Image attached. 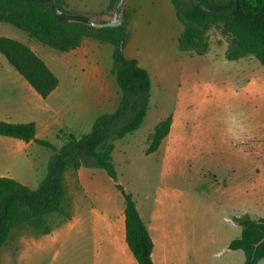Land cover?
<instances>
[{"label":"rangeland","instance_id":"374dc122","mask_svg":"<svg viewBox=\"0 0 264 264\" xmlns=\"http://www.w3.org/2000/svg\"><path fill=\"white\" fill-rule=\"evenodd\" d=\"M60 1L65 10L83 15V12H100L108 1L110 4V0ZM126 3L136 10L131 30L135 33L127 54L149 72L151 87L141 126L113 142L117 182L134 202L150 205L156 198L163 199L167 243L174 249L172 264H242L243 252L228 249L229 242L240 236V227L233 219L241 216L264 219V188H256L259 183L264 185V173L260 169L256 173L246 172L247 165L258 158L245 155L242 149H232L231 146H240L233 133L251 130L257 134L264 126L249 127L242 121L235 126L230 124V82L238 85L244 73L264 71V68L253 57L226 60L227 43L219 31L209 33L210 48L205 54L196 56L180 51L176 36L183 27L171 0H127ZM114 6L108 8L110 18ZM126 31L130 35L129 27ZM0 36L32 46L50 64L62 85L69 84L71 77L67 70L71 66L65 53L41 44L7 23H0ZM105 47L106 61L111 66L112 46L105 44ZM6 68L13 70L0 53V71ZM185 112L192 115L191 121H185ZM169 115L172 125L165 142L169 155L163 167L165 145L146 155L145 139ZM196 115L199 121H207L203 136L200 133L197 139L190 124H194ZM185 130L190 141L186 148L178 149ZM22 171L19 156L9 157L0 145V177L19 179ZM17 256L11 264H35L20 262ZM258 264H264V259Z\"/></svg>","mask_w":264,"mask_h":264},{"label":"crops","instance_id":"0c3cea01","mask_svg":"<svg viewBox=\"0 0 264 264\" xmlns=\"http://www.w3.org/2000/svg\"><path fill=\"white\" fill-rule=\"evenodd\" d=\"M126 2L127 0L123 10L131 15L126 26L131 33L128 34L123 55L128 59H135L127 54V49L135 33L131 30L136 10L127 6ZM108 5L109 1L97 13H83L96 22L108 21L111 19ZM70 13L78 14L74 10ZM180 33L176 36V41ZM30 48L34 49L32 46ZM106 51L105 43L84 38L78 48L62 52L66 54L67 63L71 66L67 70L71 80L68 85L63 86L56 76L58 86L45 99L13 67V70L6 68L0 71V121L32 122L36 127V138L49 141L57 148L64 143V140L58 138L60 132L77 138L87 134L98 116L115 112L121 101L122 94L112 73L113 64L109 66L106 61ZM37 56L41 58L38 54ZM43 61L53 72L50 64ZM137 62L139 64L138 60ZM180 109L185 111L182 107ZM198 117L196 115L193 119L194 124L190 123L194 126L196 139L200 133L203 136L207 123L199 121ZM184 118L186 122L191 121L192 115L185 112ZM241 121L249 127L264 126V71L244 73L238 85L230 82V124L235 126ZM263 131L264 129L257 134H252L251 130L243 134L236 131L233 133L240 146L234 145L231 148L238 151L242 149L245 155L258 158L256 162L251 161L247 165V173H256L259 169L261 174L264 173ZM148 135L145 139L147 147ZM167 138L168 136L161 144L165 145ZM188 141L190 137L185 130L179 138L178 149L186 148ZM0 145L8 151L9 157L19 156L22 162L23 174L15 180L30 189L37 188L45 176L53 151L33 141L24 142L5 136H0ZM165 151L163 167L167 154L169 155L168 147ZM104 173L84 167L65 170L63 178L66 198L63 209L69 214V218L59 213L46 216L45 221L50 227L48 233H41L28 225L13 227L6 243L0 248V264H11L15 255H18L20 262L35 264H138L126 242L124 200L116 188L117 184H121ZM256 188L261 190L264 185L259 183ZM135 204L153 242V263L172 264L174 249L171 248L172 254L167 243V218L163 199L156 198L150 205H144L141 201H136Z\"/></svg>","mask_w":264,"mask_h":264},{"label":"trees","instance_id":"16d2710c","mask_svg":"<svg viewBox=\"0 0 264 264\" xmlns=\"http://www.w3.org/2000/svg\"><path fill=\"white\" fill-rule=\"evenodd\" d=\"M64 12L60 0H55ZM175 15L182 24L178 49L187 54L201 56L210 48L211 31H219L226 40L225 58L237 61L253 57L264 68V0H237L238 7L231 14L203 11L192 0H171ZM207 7L231 9L234 0H198ZM110 0L108 8L116 4ZM115 7V6H114ZM130 14L123 10V25L95 28L78 22L59 21L54 18L47 4L27 0H0V23L10 24L59 52L78 48L84 38H92L113 47L112 73L121 91V101L113 113L98 116L90 131L75 137L60 132L64 140L57 148L51 142L37 139L35 124L0 121V136L33 141L53 151L45 176L37 188L30 189L18 180L0 177V248L6 243L10 230L17 225H28L41 233L50 231L45 217L64 211L66 198L63 174L69 168L102 169L117 182V171L112 161L113 142L136 131L147 111L151 87L149 73L135 59L123 55L128 40L126 26ZM103 23L104 21H97ZM0 53L43 99L58 86V78L45 62L23 42L0 36ZM172 116L162 119L148 135L146 154L155 152L168 136ZM117 190L124 200L126 242L138 264H154L151 258L153 242L146 224L140 217L130 193L119 184ZM240 236L228 244L229 250L244 254L242 264H258L264 259V219L248 216L235 217Z\"/></svg>","mask_w":264,"mask_h":264},{"label":"water","instance_id":"95a60500","mask_svg":"<svg viewBox=\"0 0 264 264\" xmlns=\"http://www.w3.org/2000/svg\"><path fill=\"white\" fill-rule=\"evenodd\" d=\"M27 1L47 4L50 10L52 11L54 18L59 21L78 22V23H82V24H85L91 27L102 28V27H117V26L123 25L122 11H123V6L126 0H117L114 10H113V17L108 21H104L103 23L93 21L87 16L82 15V14L66 13L57 6L55 0H27ZM192 1L194 2L195 5L200 7L203 11H206L209 13H215V14H231L238 7L237 0H234L235 4H234V7H232L231 9L211 8V7L204 6L198 0H192Z\"/></svg>","mask_w":264,"mask_h":264}]
</instances>
